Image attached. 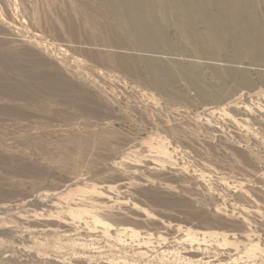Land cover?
<instances>
[{"label":"rangeland","instance_id":"obj_1","mask_svg":"<svg viewBox=\"0 0 264 264\" xmlns=\"http://www.w3.org/2000/svg\"><path fill=\"white\" fill-rule=\"evenodd\" d=\"M0 264H264V0H0Z\"/></svg>","mask_w":264,"mask_h":264},{"label":"bare ground","instance_id":"obj_2","mask_svg":"<svg viewBox=\"0 0 264 264\" xmlns=\"http://www.w3.org/2000/svg\"><path fill=\"white\" fill-rule=\"evenodd\" d=\"M183 38H184L185 40L188 39V37H183ZM205 38H206V37H205ZM202 39H203V40H206V39H204V38H202Z\"/></svg>","mask_w":264,"mask_h":264}]
</instances>
